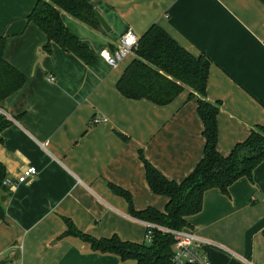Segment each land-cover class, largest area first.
<instances>
[{
  "label": "crops",
  "instance_id": "1",
  "mask_svg": "<svg viewBox=\"0 0 264 264\" xmlns=\"http://www.w3.org/2000/svg\"><path fill=\"white\" fill-rule=\"evenodd\" d=\"M35 2L0 0L3 57L25 75L0 102L10 122L0 140V256L14 251L13 264H134L60 237L62 216L96 237L142 242V220L110 186L128 192L135 210L163 211L167 197L150 189L138 153L180 182L203 155V125L188 87L165 105L123 96L116 83L135 53L112 67L99 51L115 49L128 29L139 37L157 24L193 56L207 57L206 98L219 103L216 149L226 155L264 122V0H92L108 30L59 9L93 64L56 43L44 49L45 34L26 19ZM28 166L36 173L19 181ZM188 221L206 241L210 264H264V160L227 192L207 189Z\"/></svg>",
  "mask_w": 264,
  "mask_h": 264
},
{
  "label": "trees",
  "instance_id": "2",
  "mask_svg": "<svg viewBox=\"0 0 264 264\" xmlns=\"http://www.w3.org/2000/svg\"><path fill=\"white\" fill-rule=\"evenodd\" d=\"M59 9L90 26L101 28L92 0H36L26 19L34 22L45 34L44 49L49 51L51 43H56L85 63L93 64L91 49L67 29ZM4 45L5 37L0 36V102L19 89L25 81V75L4 59ZM134 53L135 57L116 83L118 91L126 98H144L165 105L185 87L190 88L189 96L196 98L197 113L203 125V155L192 171L177 182L164 176L141 151L138 153L150 189L167 197L163 211L150 206L135 210L128 192L118 186L110 187L126 199L131 216L173 229L189 228L188 217L201 210L207 189L218 188L225 193L237 179H251L254 168L264 160V122L243 141L237 142L228 154H221L216 149L219 103L210 102L206 98L209 59L204 55L193 56L157 24H152L138 37ZM261 104L264 107V100ZM9 123L5 116H0V140L2 131ZM4 179L5 170L0 163V187ZM62 219L65 229L60 237H79L94 251L111 253L118 256L120 261L130 260L134 264H172L174 239L167 232L151 228L150 242L122 239L117 233L96 237L77 228L69 217L62 216ZM0 220H4L1 201Z\"/></svg>",
  "mask_w": 264,
  "mask_h": 264
},
{
  "label": "built area",
  "instance_id": "3",
  "mask_svg": "<svg viewBox=\"0 0 264 264\" xmlns=\"http://www.w3.org/2000/svg\"><path fill=\"white\" fill-rule=\"evenodd\" d=\"M137 44L138 36L128 29L119 37L115 49L109 50L103 48L99 51V55L109 66L116 67L128 55L134 52ZM101 121H106V118H93L94 123ZM35 173V166H28L18 177V180L23 181L26 177ZM142 222L145 226V238L147 242L151 241V228H157L173 236L172 264H210L209 259L203 252V245L206 241L195 231L189 228L173 229L143 220ZM247 263L249 264V262Z\"/></svg>",
  "mask_w": 264,
  "mask_h": 264
},
{
  "label": "rangeland",
  "instance_id": "4",
  "mask_svg": "<svg viewBox=\"0 0 264 264\" xmlns=\"http://www.w3.org/2000/svg\"><path fill=\"white\" fill-rule=\"evenodd\" d=\"M14 241H17L16 244H20L21 241L16 239ZM143 241L147 242L146 241V238H145V235L143 237ZM14 251H11V254L9 257H7V255H5V252H2L1 256H0V264H13L14 262Z\"/></svg>",
  "mask_w": 264,
  "mask_h": 264
},
{
  "label": "water",
  "instance_id": "5",
  "mask_svg": "<svg viewBox=\"0 0 264 264\" xmlns=\"http://www.w3.org/2000/svg\"><path fill=\"white\" fill-rule=\"evenodd\" d=\"M96 16H97V18H98V20H99L100 25H101L105 30H108L109 27H108L107 23L105 22V20L103 19V17L100 15V13H99L98 11H96ZM0 201H1V203H3V202L5 201V196H4V195H1V196H0Z\"/></svg>",
  "mask_w": 264,
  "mask_h": 264
}]
</instances>
